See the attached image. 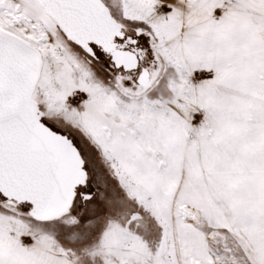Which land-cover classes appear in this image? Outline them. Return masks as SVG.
<instances>
[{"label": "snow or ice", "instance_id": "obj_1", "mask_svg": "<svg viewBox=\"0 0 264 264\" xmlns=\"http://www.w3.org/2000/svg\"><path fill=\"white\" fill-rule=\"evenodd\" d=\"M0 264H264V0H0Z\"/></svg>", "mask_w": 264, "mask_h": 264}]
</instances>
